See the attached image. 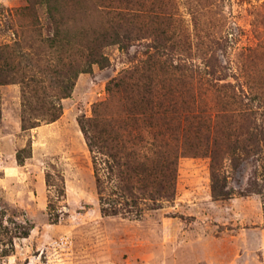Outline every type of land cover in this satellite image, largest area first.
<instances>
[{
	"label": "rangeland",
	"instance_id": "rangeland-1",
	"mask_svg": "<svg viewBox=\"0 0 264 264\" xmlns=\"http://www.w3.org/2000/svg\"><path fill=\"white\" fill-rule=\"evenodd\" d=\"M60 1L55 10L38 3L34 22L14 14L28 0H0L1 42L31 43L57 24L70 41L55 57L63 70L78 74L61 100L62 115L26 129L21 73L0 81V264H264V161L252 157L233 172L226 157L232 193L218 198L211 190L210 156L180 154L175 195L141 199L126 211L113 202L114 181L100 153L97 181L79 122L95 117L103 101L110 104L98 110L100 117H119L123 88L109 92L108 84L149 60L214 69L205 78L244 90L251 80L264 81V0H121L143 15L126 44L109 35L116 20L103 4L110 0ZM98 40L107 41L105 59L90 63L86 46ZM190 75L187 70L183 77ZM170 76L179 74L152 72L157 80ZM203 83L180 85L177 101L191 92L217 111L224 92ZM60 90L48 86L51 94ZM32 107L37 115L44 110L40 101Z\"/></svg>",
	"mask_w": 264,
	"mask_h": 264
},
{
	"label": "trees",
	"instance_id": "trees-1",
	"mask_svg": "<svg viewBox=\"0 0 264 264\" xmlns=\"http://www.w3.org/2000/svg\"><path fill=\"white\" fill-rule=\"evenodd\" d=\"M59 1L28 0V4L15 9L14 14L30 16L37 22L38 3L55 10ZM129 4H122L121 0L103 4V8L108 7L110 16L116 20L109 35L117 37V41L123 44L130 41L136 33L134 31L140 30L143 16L141 9ZM98 10L103 11L101 8ZM56 26L46 36L40 32L31 43L24 40L13 44L0 41V81L21 73V81L25 84L22 116L25 129L39 125L43 119L49 122L57 120L63 113L61 100L70 96L76 83L77 71L63 70L59 65L62 60L55 57L57 50L70 41ZM106 42L98 40L86 46L88 62L103 63L102 48ZM157 53L160 54L158 50ZM86 70L81 68L80 71ZM158 70L179 76L157 80L152 77V72ZM187 70L191 73L188 81L183 77ZM213 71L167 60H149L108 84L109 92L123 88V113L119 117L101 118L98 110H107L110 104L103 101L95 107V117L79 120L94 153L97 181L102 180L97 165L100 153L105 157L108 179L114 181L110 193L116 197L113 202L117 200L119 204H125L122 209L129 211L127 205L135 206L141 199L157 201L172 198L180 154L210 156L211 190L218 198H228L232 193L229 175L223 169L226 157L231 161L233 172H238L252 157L264 161V81L251 80L244 90L231 81L205 78V72L211 74ZM200 82L224 92L225 101L217 111L202 106L198 96L191 92L185 96L186 100L177 101V95L182 96L178 94L180 85L187 83L188 88H194ZM53 84L60 87L59 94L48 92V86ZM164 96H170V99L165 100ZM34 100L44 106L39 115L32 107ZM104 210L109 213L108 208ZM119 210L113 205L112 212ZM22 233L27 234L28 230Z\"/></svg>",
	"mask_w": 264,
	"mask_h": 264
}]
</instances>
